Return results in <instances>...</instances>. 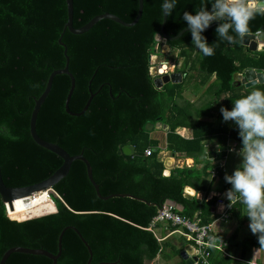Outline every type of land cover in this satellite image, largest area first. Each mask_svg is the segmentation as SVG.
<instances>
[{
	"label": "trees",
	"instance_id": "16d2710c",
	"mask_svg": "<svg viewBox=\"0 0 264 264\" xmlns=\"http://www.w3.org/2000/svg\"><path fill=\"white\" fill-rule=\"evenodd\" d=\"M74 29L83 26L94 16L108 13L124 23H130L137 10L136 0H71ZM212 0H176L171 14L166 15L163 32L174 36L188 27L183 13L195 15ZM162 0H142L138 21L131 27H122L110 20L96 22L87 32L72 35L62 32L66 20L64 0H0V175L6 187H24L48 177L61 164L52 153L36 146L28 133L29 114L33 99L42 92L50 72L64 65V44L67 69L74 80L68 102L70 112H80L88 93L94 94L86 111L68 116L63 110L69 79L64 75L52 79L50 90L35 120V133L43 141L52 143L69 156L81 153L88 162L91 177L100 196L127 194L107 200L96 198L85 176L81 162L74 161L64 178L49 194L55 212L24 221L10 220L0 201V257L11 247L42 249L56 253V239L66 226L77 230L91 252L89 264H145L160 254L164 258L179 257L181 248L164 240L157 242L147 227L165 201L180 205L175 212L182 218L200 224H210L215 215L212 208L217 200L228 201L224 192L232 188L218 172L216 195L207 198L214 179L209 178L211 163L202 145L214 139L218 151L211 161H221L226 154V142L232 140L242 147L239 128L234 121L224 122L220 109L233 108L236 99L253 89L264 91V84L243 88L233 85L232 76L246 69L264 72V53H251L239 45L219 39L214 21L202 33L212 56H205L192 44L191 33L166 45L183 55L184 63L178 84L167 83L159 89L153 86L147 56L154 48L162 20ZM264 31V15L257 14L249 22L248 33ZM194 72V73H193ZM199 105L182 100V91L192 83V94L202 88ZM200 90V89H199ZM181 102L178 103L177 101ZM202 117L211 121H203ZM167 126L166 150L180 153L192 160L191 167L174 169L162 176L163 167L152 152H142L157 142L150 141L147 124ZM190 130L184 139L178 129ZM132 147L131 156H124L122 148ZM230 175V174H227ZM215 178V179H216ZM189 187L202 192L201 199L186 198L183 189ZM237 227L250 224L242 200L230 211ZM235 234L228 239V251L238 249L239 259H254L253 250L261 249L258 235L248 233L238 243ZM179 240V239H178ZM180 240L183 244H189ZM234 243V244H233ZM169 249L168 253H161ZM87 252L71 230L64 231L60 241V256L56 264H86ZM254 264H260L254 259ZM210 264H233L215 251L209 252ZM239 263V262H238ZM4 264H50L42 256L14 253Z\"/></svg>",
	"mask_w": 264,
	"mask_h": 264
},
{
	"label": "water",
	"instance_id": "95a60500",
	"mask_svg": "<svg viewBox=\"0 0 264 264\" xmlns=\"http://www.w3.org/2000/svg\"><path fill=\"white\" fill-rule=\"evenodd\" d=\"M136 1H137L136 14L130 23H124L121 20H119L117 17H115L111 14L103 13V14L94 16L87 23H85L83 26L74 29L71 25L72 1L71 0H64L65 11H66V20H65V23L63 25L62 32H64L66 30L72 35H81V34L87 32L96 22H98L100 20H110V21H112V22H114V23H116L122 27L129 28V27L133 26L138 21V19L140 18V15H141L142 0H136ZM163 3H164V0H162V3H161L162 20H161V24H160V28H159V34L155 35V37H154L155 45H154V50H152V53H154V54L155 53L158 54L161 51H166V48H167V45H165L166 42L176 41L177 39L180 38V36L183 33L190 31L188 29V27H185L182 30H180L176 35H174L172 37L164 34L163 26H164V23L166 20V14H164V11L162 8ZM61 36H62V34L59 35V37L57 39V44L62 48L64 65L61 69L53 70L52 72L49 73V75L45 81V85H44L42 92L40 93V95L36 99L35 98L33 99V105H32V108H31V111L29 114V120H28V133H29V136H30V139L32 140V142L36 146L40 147L41 149H44V150L52 153L56 157H58L61 160V164L55 171H53V173H51L48 177H46L42 181H39V182L32 184V185L24 186V187H15V188L6 187L3 184L2 180H1V175H0V201L3 205H5L4 206L5 209H7L6 205H8V209H11V207H10L11 202H12V200H14L16 198H22V197L30 196L32 194H35V193H38L41 191H47L48 193H51L53 195L54 192L52 191V187L57 182H59L62 178H64L66 176V174L69 170L70 164L72 162L79 161L84 166L86 179L89 182L90 186L92 187L94 194H95L97 199L104 201V200H107V199L113 198V197H120V198L128 197V198H131L134 200L144 202L141 199L135 198V197L127 195V194H111V195L104 196V197L100 196V194L98 192L97 185L92 180L90 166H89L88 162L82 157L81 153L74 155V156H69L64 150H62L57 145L45 142V141L41 140L36 135V133H35L36 116H37V113L39 111L40 106L42 105L44 99L46 98V96L50 90L52 79L55 76L64 75L69 79V88L67 90V93H66L65 99H64V103H63V110L68 116L78 117V116L82 115L86 111V109L90 103V100L94 96V94H92L91 92L88 93V98H87V100H86L85 104L83 105L80 112L74 113V112H70L68 110V102H69L70 96H71L72 91H73L74 80H73V77L70 75V73L68 72V69H67L68 58L66 57L65 46H64V44H62L60 42ZM238 42H239V45L241 47L245 48L248 52L264 53V31H262V30H259L257 34L246 33L243 37L239 36ZM147 62H148V64L151 62V55L147 56ZM157 75H158V77L154 78L152 81L153 86L157 89H159L162 85L167 84V83L178 84L181 80V74H179L177 72L167 73V69H166L165 64H159V67L157 68ZM232 80L238 81L243 86V88L246 89L249 87H253L255 85L264 84V72H255L253 69H248V70L243 71L241 74H238V73L234 74L232 76ZM151 128H152V125H150V124H147L144 127L145 131H150ZM122 153L124 156H131L133 153V149H132V147L125 146L122 148ZM208 156L212 157L213 154L210 153ZM184 196L186 198H189V196H187V195H184ZM162 206L164 208L171 207L176 212H180L182 210V207L180 205H176L172 201H165ZM160 209H161V207L158 210H160ZM66 230L73 231V233L77 236L80 243L83 245V247L85 248V250L87 252L88 257L86 260V264H89L90 259H91L90 249L87 246L86 242L81 238V236L79 235L77 230L71 226H66L59 232L57 239H56V253L55 254H51V253L46 252L42 249H28V248H24V247H11V248L7 249L6 251H4L3 254L1 255L0 264H4L6 259L8 258V256L11 254H14V253L31 255V256H42V257L46 258L47 260H49L50 264H56V260L60 256L61 237H62L64 231H66ZM192 251H193L192 247L190 245H186L179 252V257L183 261V264H193L194 258L189 257L192 255ZM97 264H115V262L114 263H97Z\"/></svg>",
	"mask_w": 264,
	"mask_h": 264
},
{
	"label": "clouds",
	"instance_id": "9594fccd",
	"mask_svg": "<svg viewBox=\"0 0 264 264\" xmlns=\"http://www.w3.org/2000/svg\"><path fill=\"white\" fill-rule=\"evenodd\" d=\"M175 6L176 0H164V14H171ZM257 14L264 15V0H212L210 11L205 4L195 15L184 12L183 20L190 30L192 44L203 55L212 56L214 47L202 36L212 22H219L217 37L233 43L235 37L229 35L230 30L243 37ZM220 111L224 122H235L242 139V148L237 153L242 163L232 175H225V181L232 186L225 197L231 207L239 194L247 209L250 231L258 235V242L264 247V91L253 89L236 99L232 110L222 107Z\"/></svg>",
	"mask_w": 264,
	"mask_h": 264
},
{
	"label": "built area",
	"instance_id": "2783aa9c",
	"mask_svg": "<svg viewBox=\"0 0 264 264\" xmlns=\"http://www.w3.org/2000/svg\"><path fill=\"white\" fill-rule=\"evenodd\" d=\"M257 33L258 32H256L255 34ZM167 73H171V71H167ZM150 75L153 77V79L158 77L157 68L155 72ZM226 147V153L237 154L239 152L235 142L227 143ZM203 149L205 150L204 154L206 155L208 151H217V145H212L211 147L203 145ZM151 153L152 150L150 148H146L143 150L142 156L146 158L149 157ZM223 164V162L218 163L215 167H212L209 170L210 179L216 178L218 172H225V167ZM49 194L51 193H48V196ZM183 194L187 195L184 193V191ZM53 195L58 198L55 193ZM237 197V201H240L241 199H239V194H237ZM229 204L230 201L224 200H217L215 202L212 210L213 214L215 215L216 221L223 223L230 218V211L232 209L233 204L231 207H229ZM4 211L5 214H7V209H5V207ZM156 224H160L163 226L165 231L164 238L169 237L171 235H177L178 237L184 239V241L188 242L191 245L193 251L192 255L189 257L194 258L193 264H210V251H215L222 258H229L234 260V257L228 251V239L219 236L212 229V223L200 224L199 219L196 216H194L192 220H189L186 218H182L171 207L164 208L163 206H161V209L157 210L156 216L152 218L146 230L152 233ZM164 238L155 239L157 242H160Z\"/></svg>",
	"mask_w": 264,
	"mask_h": 264
},
{
	"label": "crops",
	"instance_id": "0c3cea01",
	"mask_svg": "<svg viewBox=\"0 0 264 264\" xmlns=\"http://www.w3.org/2000/svg\"><path fill=\"white\" fill-rule=\"evenodd\" d=\"M173 65V64H172ZM248 70V69H246ZM254 70V69H253ZM245 71V70H244ZM255 71V70H254ZM264 71V70H263ZM243 72V71H242ZM257 72V71H255ZM261 72V71H260ZM171 73H175L173 71V69L171 70ZM178 73V72H177ZM241 74V73H238ZM210 79L211 81H213V76H211ZM210 81V82H211ZM233 81V80H232ZM209 82V83H210ZM234 82V81H233ZM238 82V81H237ZM240 83L238 82L237 85H239ZM207 84H205L202 88H200V94L202 93V91L205 89ZM256 86V85H255ZM197 98V97H195ZM194 98V100H195ZM192 103V102H190ZM203 121H211L210 118H206V117H202ZM150 141H156L157 144L155 147L150 146V149L152 150V152L156 153V158L161 162L162 167H163V171H162V176H168L169 173L171 171H173L174 169H180L181 167H191L192 166V160L190 158H186L184 157L182 154L180 153H175V154H170L167 150H166V146H165V134L167 132V126L166 125H161L159 123L155 124L154 126H152V128L150 129ZM178 133L179 135H181L182 138L184 139H188L190 138V130L189 129H185V128H179L178 129ZM229 142H234L232 140H227V143ZM217 142L212 139L209 142H204L203 145H207L209 147H211L212 145H217ZM202 145V148H203ZM227 148V147H226ZM238 150H240L242 147L237 146ZM217 151H218V147H217ZM217 151H208L207 154L209 155L210 153L213 154L212 157L208 156V160H210L209 162L211 163V167H214V165L216 163H224V167H225V172H223L224 174H230L232 175L234 173V171L236 170V168H238L240 166V164L242 163V159L241 157H239L237 154L235 153H226L225 156L223 157V159L221 161H211V159H213L214 157V153ZM203 152H205V150L203 149ZM169 158L172 160L173 164L172 167H170V169H166L164 167V159ZM210 179V178H208ZM217 186H218V180L217 178H214V181L212 182L211 186L209 187V190L207 191V198H209L210 196L216 195L217 192ZM186 188V187H185ZM189 188V187H188ZM191 189V188H190ZM192 190V189H191ZM194 192V196H189V197H195L196 199H201V197L203 196L202 192H195L194 190H192ZM226 192L223 193V195ZM188 196V195H187ZM218 221H216L214 219L212 223V229L215 228L214 224L217 223ZM221 223L216 229H213L219 236H222L224 238L229 239L231 234H235V241L234 243H238L244 236H246L248 233H250V228L248 224L242 225L241 227H237L236 222L232 219L229 218L227 221L225 222H219ZM221 227V228H220ZM157 228L160 235H157L156 232L154 231V229ZM152 234L156 239H162L165 236V231L162 225H158L156 224L154 227ZM223 233V234H222ZM171 237H174L176 239H179L180 241V248L186 245H190V244H183V242L180 240V237H178L177 235H171L169 237L164 238L163 240H161L160 242L170 239ZM182 239V238H181ZM159 242V243H160ZM233 243V244H234ZM191 246V245H190ZM181 249V250H182ZM229 253L234 257L235 262H239L238 264H254L251 263V261L255 262L254 259H250L249 262H246L244 260L239 259L238 256V249H236L234 246L230 248ZM254 256V254H253ZM160 256H156V258H154L152 261H150V264H153L154 261L158 260ZM157 263V262H156ZM260 264H264L262 262H259ZM159 264V263H157ZM162 264V263H161Z\"/></svg>",
	"mask_w": 264,
	"mask_h": 264
},
{
	"label": "rangeland",
	"instance_id": "374dc122",
	"mask_svg": "<svg viewBox=\"0 0 264 264\" xmlns=\"http://www.w3.org/2000/svg\"><path fill=\"white\" fill-rule=\"evenodd\" d=\"M152 50H154V48ZM183 57L184 56L180 55L178 53V51H176L174 49H171L168 46L166 48V51H161L158 54L151 53V58H153V59L149 63V69H148L149 74H153L155 72L156 68L159 67V64H165L167 71H171L173 69L174 72H177V71L181 70L182 68H185V66H186V65L183 66V63H184ZM210 79H212V78H209L207 80L206 84H208L211 81ZM237 84H238L237 81L233 82V85H237ZM191 86H192V83L188 82V85L185 87V89L181 93V97L183 98L182 100L188 101V102H192V103L195 104V106H198L199 105V101L198 100H199V95H200V92H199L200 88L197 89L196 95H193ZM195 97H197V98H195ZM194 98H195V100H194ZM177 102L180 103L181 101L178 100ZM149 136H150V133H149ZM217 164L218 163H216L214 165V167ZM211 168L212 167H210V169ZM45 200H48V202H49L48 192L32 196L31 198L24 199V200H21V201L20 200L19 201H14L13 202L14 205L12 206L13 207V212L14 211H20V210H23L25 208H29L32 205L40 204L41 202H43ZM53 207L54 206L51 204V208L48 209V212L47 213H41L40 215H46V214L49 213V211H52V213H53L55 211L53 209ZM11 213H12V211H11ZM31 216L33 217L34 215H31ZM220 224L221 223H219V222L215 223L214 224L215 228H213V229H216ZM154 231L156 232L157 235H160V233H159L157 228H155ZM168 241L171 242V244H173L175 247L180 248L181 244H180V241L178 239H176L174 237H171ZM168 251H169V249H163L161 251V253H163V252L164 253H168ZM253 252H255L254 259H257L258 262L264 263V247L261 248V249H255V250H253ZM159 256H160L159 259L154 261L153 264H157V263H159V264H161V263L162 264H176V263L179 262V259L177 257L168 259V258H164L161 254ZM251 263H253V261H251ZM145 264H150V262L145 263ZM233 264H238V262H234Z\"/></svg>",
	"mask_w": 264,
	"mask_h": 264
},
{
	"label": "bare ground",
	"instance_id": "6f19581e",
	"mask_svg": "<svg viewBox=\"0 0 264 264\" xmlns=\"http://www.w3.org/2000/svg\"><path fill=\"white\" fill-rule=\"evenodd\" d=\"M152 59L153 58H151V60ZM163 163H164V167L166 169H170V167H172V164H173L172 160L169 159V158L164 159ZM183 191L188 196H194L195 195L194 192L188 187L184 188ZM45 192H47V191H41V192L32 194L30 196H26V197H22V198H16V199L12 200L11 206H10L11 209H8V205H6V207H7V214H6L7 217L10 220L24 221V220H28V219L44 216V215H40V214L41 213H47L48 209L51 208L52 202H51L49 196H48V198H49V202L50 203L48 202V200H45V201L41 202L40 204L32 205L29 208H25L23 210L14 211V212H13V207L12 206L14 205V203H13L14 201H19V200L21 201V200H24V199H28V198H31L32 196L39 195V194H42V193H45ZM53 209H54V207H53ZM11 211H12V213H11ZM51 213H52V211H49L48 214H51ZM48 214H46V215H48ZM31 215H34V216L32 217Z\"/></svg>",
	"mask_w": 264,
	"mask_h": 264
}]
</instances>
